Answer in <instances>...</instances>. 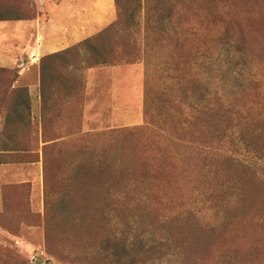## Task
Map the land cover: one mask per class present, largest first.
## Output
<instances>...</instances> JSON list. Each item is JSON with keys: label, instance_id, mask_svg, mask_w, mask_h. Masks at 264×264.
Here are the masks:
<instances>
[{"label": "rangeland", "instance_id": "1", "mask_svg": "<svg viewBox=\"0 0 264 264\" xmlns=\"http://www.w3.org/2000/svg\"><path fill=\"white\" fill-rule=\"evenodd\" d=\"M0 1L41 16L38 0ZM170 6L159 48L143 11L130 39L109 41L132 42L138 62L99 76L95 93L77 69L69 85L83 86H56L29 128L4 132L0 112V252L23 264H264V0Z\"/></svg>", "mask_w": 264, "mask_h": 264}, {"label": "trees", "instance_id": "2", "mask_svg": "<svg viewBox=\"0 0 264 264\" xmlns=\"http://www.w3.org/2000/svg\"><path fill=\"white\" fill-rule=\"evenodd\" d=\"M14 1L18 2L17 0ZM126 1L128 2L127 4L123 3V0H113L117 18L115 24L108 26L98 34L79 43L76 46H73L63 52L45 56L40 59V107L49 100V97L52 95L53 91V97L55 99L57 98L56 93L59 92L58 88L63 93L72 94L75 93L76 90H79L81 84L83 86V79L80 77L77 78V83L74 85H69L73 80L71 76L76 74L75 70L77 69L81 72H84L99 67H116L122 65L123 62L125 65H133L137 63L138 53H136V49L132 42L131 46L129 43H125L124 47H122L119 52H116V45L118 44L109 41L115 39H130L132 36L128 34V32L130 29H136L137 23L135 20L139 11L145 12L146 32H152L154 36L156 34L158 37L156 38L157 48H159L158 44H160L162 36L164 35V38L168 37V35L166 36V34H169L167 28L170 29V27H167L166 23L162 24V22L165 20L167 23L172 22L174 6H170L165 9V12H162V5H179L181 0ZM2 4L3 2L0 1V22L29 20L19 15L23 14V11H20V13L14 9H5ZM151 12H153V14H151ZM121 35H124L125 37L123 36L124 38H122ZM170 35H174L173 29L172 34ZM169 40H171V38H169ZM170 45H167V47H170ZM130 47L132 50L131 53L127 52V49H130ZM152 59L153 63L151 64L155 69L157 68V61L154 58ZM77 61L78 65L76 64ZM173 62L174 61H172V64ZM10 72L12 71L0 68V112L4 113V132L9 129H16V127L27 129L30 127L31 123V100L28 91L27 89H13L14 83L18 78V74L13 75V77H10L11 79L6 80V74ZM157 73L158 71L156 70L155 73H152L151 75L146 73V75L159 78V76L156 75ZM172 94L173 91L170 93V95ZM159 106H161V104H159ZM161 108H163V106H161ZM56 141L57 140H55V142ZM71 198L72 196L68 194L67 196L55 200V203L57 204L56 206H63L66 203L69 205ZM0 258L2 259V261L0 260V264H23L19 262L18 254L11 251L6 250L0 252Z\"/></svg>", "mask_w": 264, "mask_h": 264}, {"label": "crops", "instance_id": "3", "mask_svg": "<svg viewBox=\"0 0 264 264\" xmlns=\"http://www.w3.org/2000/svg\"><path fill=\"white\" fill-rule=\"evenodd\" d=\"M37 10L41 16L36 20L0 22V68L15 70L18 78L13 89H27L31 99V117L34 120L40 110V75L39 61L41 58L63 52L93 37L116 20V9L113 0H38ZM43 18L40 20V18ZM13 23L16 30L6 34L2 32L5 24ZM11 42V43H10ZM11 46L6 47L5 44ZM8 44V45H10ZM133 66L106 67L87 70L84 73L85 92L93 93L103 87L97 78L116 75ZM103 72V73H101ZM127 72V71H124ZM110 93V90L108 91ZM92 93V95H93ZM124 110L126 98H121ZM96 105H93L95 107ZM112 106V105H111ZM114 107L117 109L115 103ZM84 118L87 117L86 108ZM125 112L121 116L126 119ZM0 120L1 117H0ZM4 124V119H3Z\"/></svg>", "mask_w": 264, "mask_h": 264}]
</instances>
